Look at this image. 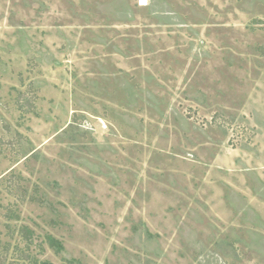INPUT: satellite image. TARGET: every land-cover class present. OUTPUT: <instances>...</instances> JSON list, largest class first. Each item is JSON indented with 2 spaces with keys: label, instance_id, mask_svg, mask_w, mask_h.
<instances>
[{
  "label": "rangeland",
  "instance_id": "1",
  "mask_svg": "<svg viewBox=\"0 0 264 264\" xmlns=\"http://www.w3.org/2000/svg\"><path fill=\"white\" fill-rule=\"evenodd\" d=\"M43 261L264 264V0H0V264Z\"/></svg>",
  "mask_w": 264,
  "mask_h": 264
},
{
  "label": "trees",
  "instance_id": "2",
  "mask_svg": "<svg viewBox=\"0 0 264 264\" xmlns=\"http://www.w3.org/2000/svg\"><path fill=\"white\" fill-rule=\"evenodd\" d=\"M48 242H49L50 246L56 252H61V250L63 249L62 244L52 236H48ZM40 264H53V263H51L49 261H43V262H40Z\"/></svg>",
  "mask_w": 264,
  "mask_h": 264
}]
</instances>
